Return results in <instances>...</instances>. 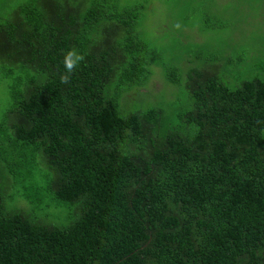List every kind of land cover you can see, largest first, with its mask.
Masks as SVG:
<instances>
[{"label": "trees", "instance_id": "16d2710c", "mask_svg": "<svg viewBox=\"0 0 264 264\" xmlns=\"http://www.w3.org/2000/svg\"><path fill=\"white\" fill-rule=\"evenodd\" d=\"M139 17L28 0L0 25V264H264V80L194 68L176 124L171 105L126 115L161 60ZM72 48L84 61L62 84ZM51 209L57 223L36 218Z\"/></svg>", "mask_w": 264, "mask_h": 264}, {"label": "rangeland", "instance_id": "374dc122", "mask_svg": "<svg viewBox=\"0 0 264 264\" xmlns=\"http://www.w3.org/2000/svg\"><path fill=\"white\" fill-rule=\"evenodd\" d=\"M27 1L0 0V25ZM71 1L77 4L80 0ZM118 1L121 6L140 9L137 33L161 54L146 87L127 93L133 100L127 110L122 108L126 115L151 107L168 110L171 105V121L176 124L177 112L190 103L185 83L194 68H216L214 74L232 89L254 78L264 80V0ZM169 66L179 69L181 85L168 83L164 67ZM3 67L0 62V114L8 97ZM56 212L35 211V216L44 223H57Z\"/></svg>", "mask_w": 264, "mask_h": 264}, {"label": "clouds", "instance_id": "9594fccd", "mask_svg": "<svg viewBox=\"0 0 264 264\" xmlns=\"http://www.w3.org/2000/svg\"><path fill=\"white\" fill-rule=\"evenodd\" d=\"M84 61V56L80 52L72 48L64 53V58L62 61L64 72L60 74V82L62 84H69L71 82L72 75L75 70Z\"/></svg>", "mask_w": 264, "mask_h": 264}]
</instances>
